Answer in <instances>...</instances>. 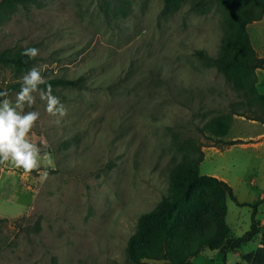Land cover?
Here are the masks:
<instances>
[{"label":"rangeland","instance_id":"1","mask_svg":"<svg viewBox=\"0 0 264 264\" xmlns=\"http://www.w3.org/2000/svg\"><path fill=\"white\" fill-rule=\"evenodd\" d=\"M192 2L164 14V0H35L0 13V51L34 46V66L47 81L82 84L52 88L67 108L59 124L38 94L25 107L40 113L29 139L53 163L46 180L43 165L28 174L3 166L0 264H124L142 215L170 194L171 171L189 160L202 158L200 175L227 179L240 203L263 200L261 155L244 144L264 134V124L251 120L264 115L234 79L196 55L216 56L227 30L220 9L198 11ZM258 23L247 30L264 60V45L251 38ZM22 75L0 66V88ZM256 78L264 96V69ZM226 125V135L215 133ZM236 140L243 143L224 145ZM227 204V223L232 230L241 222L232 233L242 237L252 208ZM257 220L259 235L226 264H248L244 255L260 247L264 202ZM195 264L224 259L212 254Z\"/></svg>","mask_w":264,"mask_h":264},{"label":"trees","instance_id":"2","mask_svg":"<svg viewBox=\"0 0 264 264\" xmlns=\"http://www.w3.org/2000/svg\"><path fill=\"white\" fill-rule=\"evenodd\" d=\"M35 0H0V13L13 10L16 5ZM187 0H164V14L177 11ZM192 8L208 11L218 8L224 15L226 34L224 45L216 56L201 50L196 55L208 67H215L236 81V89L249 94L251 107L258 106L264 115V96L256 90V70L264 69V60L259 59L252 46L247 27L264 18V0H193ZM34 47V46H33ZM19 50L0 51V66L12 68L17 74L26 73L36 64L35 59L22 56ZM232 74L236 75V78ZM52 88L80 87L81 83L67 79L48 80ZM41 85V88H45ZM9 95L20 90V83L0 88ZM256 110H253L255 112ZM238 115V114H236ZM239 116H244L239 114ZM251 119V118H250ZM264 124V118L251 119ZM226 125L219 136L226 135ZM240 140L225 142V146L242 144ZM198 161L189 160L176 166L170 174L171 192L162 198L158 207L141 217V222L130 237L124 264H194L193 259L205 249L219 251L226 264L227 253H235L250 244L259 235L261 222L257 220L258 207L262 201L242 204L234 195L233 188L213 176L200 175ZM3 166H0V172ZM228 200L238 206L252 208L251 228L242 237H234L227 223ZM261 246L244 255L248 264H264V237Z\"/></svg>","mask_w":264,"mask_h":264},{"label":"clouds","instance_id":"3","mask_svg":"<svg viewBox=\"0 0 264 264\" xmlns=\"http://www.w3.org/2000/svg\"><path fill=\"white\" fill-rule=\"evenodd\" d=\"M39 49L24 47L22 56L35 59ZM20 90L15 93L14 100L9 98L7 90L0 91V166H11L23 169L25 174L34 170L40 172L43 165L44 171L40 173L41 179L48 178L47 168L53 163L51 154L42 151L29 139L36 122L39 120V111H25L36 102V95L45 104L46 113L55 117V124L67 116V108L60 99L52 94L51 84L41 74V69L33 66L19 81ZM45 85V88H41Z\"/></svg>","mask_w":264,"mask_h":264},{"label":"crops","instance_id":"4","mask_svg":"<svg viewBox=\"0 0 264 264\" xmlns=\"http://www.w3.org/2000/svg\"><path fill=\"white\" fill-rule=\"evenodd\" d=\"M256 23H258V22H256ZM257 26L259 28V31L255 34L254 37L251 36V38L252 39L255 38V40L257 42H259L260 45L262 46V45H264V18L259 21V23L257 24ZM244 146H247L249 148L255 149L261 155V162H262L261 164L264 165V134L261 135V136H259V137H256L254 140H250L248 143L244 144ZM215 177H217V176H215ZM262 177L264 178V173H263ZM224 181L227 182V183H229V181L227 179H225V178H224ZM241 225H242L241 222H239L238 226H236L235 229L232 228V230L234 231L235 234L236 233L238 234V231L241 230V228H240ZM245 227H246V229H248V230L245 229L246 230L245 233H246L247 231H249V229L251 227V223H250V226L248 224V225H245ZM255 243L258 244V246H261V244H259L258 239H256V242ZM219 253H220L219 251H211V250L205 249L198 257H196V258L193 259V262L195 264L196 263V260L198 258L208 257V256H210L212 254L215 256V255H217ZM230 253H231V251H228L227 256Z\"/></svg>","mask_w":264,"mask_h":264}]
</instances>
